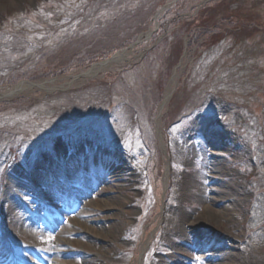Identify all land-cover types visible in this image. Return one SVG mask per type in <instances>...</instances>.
Instances as JSON below:
<instances>
[{"label":"rangeland","instance_id":"rangeland-1","mask_svg":"<svg viewBox=\"0 0 264 264\" xmlns=\"http://www.w3.org/2000/svg\"><path fill=\"white\" fill-rule=\"evenodd\" d=\"M156 1L0 0V39L18 50L0 40V93L54 79L0 99V239L11 264H43L44 248L54 259L68 217L97 209L116 213L117 241L67 238L62 261L264 264V0H174L160 13L172 0ZM127 47V61L68 84ZM37 157L62 171L67 196L26 207L50 235L35 242L11 230L7 208L26 198L6 184L29 178ZM221 189L231 195L220 200ZM212 213L216 232L186 244L182 229Z\"/></svg>","mask_w":264,"mask_h":264},{"label":"bare ground","instance_id":"bare-ground-1","mask_svg":"<svg viewBox=\"0 0 264 264\" xmlns=\"http://www.w3.org/2000/svg\"><path fill=\"white\" fill-rule=\"evenodd\" d=\"M128 54L129 52H118L115 56H113L109 61L102 64H95L93 65L89 70L72 75L70 77V80L68 84L71 82H74L76 80L80 79H86L91 78L96 75H98L100 72L105 71L109 68H111L114 65H119L125 61L128 60ZM176 82L175 78L171 80L170 87L167 89L165 93V97L162 101V104L160 106L159 111H161L167 104L171 93L173 91V88L171 87ZM34 88H42L50 90L51 87H49L46 82H33V83H20L16 85L12 90L0 93V96L2 98L9 97L15 94H18L23 91H28ZM161 115L157 117V127L160 128V118ZM158 128V129H159ZM159 132V130H158ZM47 159L44 157H37L34 159L35 165L33 167V170L31 172V175L29 178H26L24 182L22 181V177L17 176H11L9 182L7 181L6 189L11 194H15L17 192H24L25 190V201H20L22 203L21 209H16L13 207V209L7 208V213L11 214L9 217L10 224L13 226L11 227V230H18L20 232L22 240H28L32 239L36 242L37 240H48L50 239V235L46 234V226L43 223L42 225L34 226L32 224L31 220L36 219L37 216L34 214H30L28 217L26 214L28 212V209L26 207H30L32 202L40 198L45 199L47 196L51 195L52 193L57 194L60 199L67 196L66 191L63 189L61 184L56 181L58 177L62 175V171L52 165H46ZM45 166V167H44ZM123 166L117 167L113 166L110 168L109 171L112 176H121L120 172L123 170ZM109 169V168H108ZM68 171L72 174V176L75 175V171L72 168H69ZM13 173L16 174V171L13 170ZM59 174V175H58ZM31 180H34L35 184L36 182L44 184V186H41L40 184H36L32 186ZM45 184H48V186H45ZM30 192V193H29ZM227 194H230L229 189H221L218 191V196L220 200L227 197ZM46 203V200H45ZM44 204V202H41L40 205ZM46 205V204H45ZM108 207V206H107ZM108 209V208H107ZM104 210L97 209L95 211H81L78 213V218H72L68 217L66 221V226L64 228H61L56 233V240L55 243V253L56 256L54 259L46 256V254L51 252L50 248H44L43 252L44 255L40 256L42 259L43 264H70L68 261H62L59 257L61 256V250L58 248V245H62L65 242V239H74L75 237L79 236L82 241L86 242L88 241L91 246L95 247L98 245H101V248H105L109 243H115L117 241L118 237V223L117 217L115 212H112L109 215H106L103 213ZM6 213V214H7ZM57 213L61 217H66L65 210H61L60 208L57 209ZM219 215H216L215 213H212V215H206L202 221L195 222L193 224H190V228H184L182 229V233L184 235L185 243L186 244H194L198 246L197 237H201L206 234H210L212 232L208 231V228H211L213 232L214 227L213 224L216 221V218H219ZM8 228V224H3L2 228ZM4 237L7 236L6 231L2 229ZM35 238V239H34ZM45 238V239H44ZM38 242V241H37ZM12 245H10L7 241L3 243V240L0 239V264H11L9 261H7V256L9 251L11 250ZM98 248V249H101ZM42 251V250H41ZM93 255V254H91ZM94 256V255H93ZM96 258V257H95ZM93 260L87 257L84 261V264H93Z\"/></svg>","mask_w":264,"mask_h":264},{"label":"trees","instance_id":"trees-1","mask_svg":"<svg viewBox=\"0 0 264 264\" xmlns=\"http://www.w3.org/2000/svg\"><path fill=\"white\" fill-rule=\"evenodd\" d=\"M164 0H160V2H158V0L156 1V3H155V6L156 5H158L159 3L161 4L162 2H163ZM142 5H144V1H143V3L142 4H140V3H138L137 4V8H135V10H133V11H140L141 10V7H142ZM185 22H188L189 23V25L191 24V22H192V20H185ZM181 24V23H180ZM182 25H183V23L181 24V27H182ZM175 32H177L176 30H175ZM0 40H3L6 44H5V47L6 48H9V49H11V50H13V51H18L17 50V46H16V42L15 41H13V40H15L14 38H12L10 35L9 36H7V35H5L4 33L1 35V39Z\"/></svg>","mask_w":264,"mask_h":264},{"label":"water","instance_id":"water-1","mask_svg":"<svg viewBox=\"0 0 264 264\" xmlns=\"http://www.w3.org/2000/svg\"><path fill=\"white\" fill-rule=\"evenodd\" d=\"M170 3H168V4H166V5H164V6H162L161 7V9L157 12V13H160V12H162L168 5H169ZM156 13V14H157ZM151 32L150 31H148L147 32V35L148 34H150ZM139 42V40L137 39L131 46H133L134 44H136V43H138ZM131 46H129V47H131ZM126 50L127 49H123L121 52H126ZM118 52H120V51H117V52H115L113 55H111L109 58H107L106 60H104V61H100V62H98V63H95V64H102V63H106L107 61H109L113 56H115ZM95 64H93V65H95ZM54 79H51V80H49L50 82H52ZM25 82H27V83H33V82H29V81H21L20 83H25ZM0 99H2V97L0 96Z\"/></svg>","mask_w":264,"mask_h":264}]
</instances>
